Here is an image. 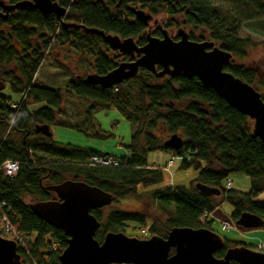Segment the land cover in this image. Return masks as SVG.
<instances>
[{
	"label": "trees",
	"instance_id": "obj_1",
	"mask_svg": "<svg viewBox=\"0 0 264 264\" xmlns=\"http://www.w3.org/2000/svg\"><path fill=\"white\" fill-rule=\"evenodd\" d=\"M52 1L66 9L63 21L51 14L44 15L35 8L18 10L7 22L0 21V64L15 62L18 72L7 75V84L14 93H25L23 103L11 104L10 99L0 92V164L6 160L20 163L15 176L0 174V203L4 204V211L15 230L26 239L29 256L21 255L22 262L60 264L58 256L66 247L62 231L44 223L29 209L31 203L53 199L54 195L45 190L46 186L61 183L67 180L65 176L71 175L70 180L85 182L111 194L112 203L137 196L138 187L153 186L163 178L164 167L146 163L149 152H173L179 160L178 170L193 169L198 173L193 185L189 190L170 187L149 192L160 215L167 217L162 225L163 233L158 228V215L122 211L104 215L101 210L91 211L100 222L95 234L99 243L107 232L126 234V229L130 228L128 222L137 224L140 230H145L146 222H149L148 235L163 238L173 227L211 230L210 213L224 201L232 204V219L242 213H250L264 222V200H252V196L264 192V144L252 135L251 119L229 106L196 78H157L140 69L134 78L109 89L88 85L85 82L87 75L67 83V92L91 101L88 115L91 120L96 110L115 108L131 124L132 134L126 145V156L112 158L123 162L122 166L91 165L93 157L109 156L91 150H85V156H82L81 150L72 146H47L60 158L46 161L44 157H36L34 160L29 141L31 136L42 137L34 132L35 125L46 124L49 128L54 125L56 110L63 102L64 92L60 88H42L33 84V75L44 57L49 60L56 50L58 53L73 50L81 56L82 53H90L94 73H108L120 63L119 53L109 49L100 36L85 34L83 27L98 29L121 39L138 38V45H143L147 25L136 19L133 10L145 11L166 27L185 30L192 41L212 42L217 48L230 52L232 59L224 70L259 92L258 87L264 82V60L238 64L236 59L246 58L249 54V41L224 29V20L228 21L230 16L224 15L222 1L245 0ZM255 6L263 10L264 2L255 1ZM63 24L67 26L63 27ZM153 36L161 37V34ZM260 95L262 97L264 93ZM28 99L31 102L44 101L48 107L29 112L25 102ZM88 127H91L88 120L75 126L81 132ZM165 134L169 135L168 139L172 135L180 138V148L171 150L163 147ZM87 136L107 137L98 126L93 134L87 133ZM70 157L80 162L68 159ZM233 174L249 179L250 193L225 189V183ZM196 183L217 188L220 195L203 196L195 189ZM261 229L264 230V226ZM136 238L143 239L142 236Z\"/></svg>",
	"mask_w": 264,
	"mask_h": 264
},
{
	"label": "water",
	"instance_id": "obj_2",
	"mask_svg": "<svg viewBox=\"0 0 264 264\" xmlns=\"http://www.w3.org/2000/svg\"><path fill=\"white\" fill-rule=\"evenodd\" d=\"M26 8L54 15L60 21L66 14V9L52 0L18 1L7 6L6 13ZM133 12L141 22L147 24L152 20V16L142 10ZM83 31L100 36L109 49L130 58L106 74H88L85 78L88 85L109 89L134 78L140 69L157 78H196L229 106L251 119L252 135L264 144V101L252 86L224 70L232 59L230 52L217 48L212 42L192 41L181 28L177 30V40L171 39L166 31L161 37L148 32L143 45H138L133 38L121 39L94 28L83 27ZM3 89L4 83L0 81V91ZM34 131L45 137L51 135L46 124L35 125ZM181 143L180 138L172 135L163 142V147L177 150ZM195 189L206 197L220 195L219 189L201 183H196ZM45 190L55 199L31 203L29 209L66 237V247L58 256L60 264H230L231 260L238 264H264V253L245 247L227 249L222 259L216 258L215 253L224 247V239L206 228L173 227L164 238L152 235L147 239L129 237L122 232H107L99 243L95 234L100 222L91 211L110 206L111 194L70 179L48 185ZM234 223L243 230L264 226L258 216L250 213H242ZM171 249L174 250L172 254ZM0 264H24L16 243L3 236H0Z\"/></svg>",
	"mask_w": 264,
	"mask_h": 264
},
{
	"label": "rangeland",
	"instance_id": "obj_3",
	"mask_svg": "<svg viewBox=\"0 0 264 264\" xmlns=\"http://www.w3.org/2000/svg\"><path fill=\"white\" fill-rule=\"evenodd\" d=\"M255 1L257 2L258 0ZM255 1H222L221 3L224 15L230 16L228 21L224 20V29H228L231 34H234L240 39L248 40L250 44L248 56L243 59H236V62H239L238 64L247 65L254 61L257 63L260 60H264V9H257ZM261 1L264 2V0ZM146 25L145 34L149 32L151 35H160L163 31H166L171 39L177 40L178 28L166 27L165 24H160L154 16ZM134 41L140 44L138 38H134ZM101 43V41L98 42L100 45ZM115 54L118 56L117 52H115ZM91 57L92 55H90V53H82L81 56L73 50L59 53L56 50L51 53V56L48 58L49 60L44 57L42 64H40L39 68L34 73L33 84H35V86L51 89L60 88L64 92L63 102L59 110H56V119L54 125L50 128L51 137H29L30 151L32 152L34 160L36 157H44L46 161L60 158V156L57 157L56 154L50 152L49 148H47V146L50 145L64 148H71V146L76 149L79 148L83 154L82 156H85V150L101 152L115 159L126 156V145H128L132 134V126L122 117L120 112L115 108L96 110L91 120L88 116L90 113L89 106L92 104L91 101L78 98L66 91L67 83L70 80L80 77L84 78L86 75L95 72L92 68L93 60ZM118 58L120 62L127 60L120 56H118ZM262 67H264V64ZM16 72L18 71L15 62L0 64L1 81L8 82L7 75L10 76L11 73L14 74ZM258 89L259 93H264V82ZM1 92L10 99L11 104H20L25 98V93H14L8 84ZM262 99L264 101V96H262ZM25 102L26 109L29 112L48 107L47 103L44 101L31 102V100L28 99L25 100ZM85 120H88L91 127L87 129L80 128L83 129L82 132L77 130L75 128L76 124L80 122L84 124ZM97 126L103 131V134L107 136L106 139L87 136V133L93 134ZM12 136L15 135L13 134ZM168 137L169 135L165 134L162 140H167ZM19 139L20 137L18 136V140ZM68 159L80 162L79 159H72L71 157ZM187 159H190V157H187ZM171 162L173 164H169ZM146 163L148 165L164 167L162 181L147 188L138 187L137 196H129L118 202L112 203L110 206L102 209L101 212L104 215L113 211L142 214L151 213L158 215V228L161 229L163 233L165 229L162 225L166 222L167 217L160 215V212L155 208V199L149 192L157 190L162 191L170 187H179L189 190L198 173L193 169L178 170L179 160L171 151L149 152L146 155ZM65 178L70 179L71 175H67ZM228 181L231 182V190L243 194L250 193V182L246 176L233 174L228 178ZM252 200H264V192L257 196H252ZM232 212L233 207L229 201H224L220 206L215 207L210 213V220L212 222L211 230L219 234L223 239L225 238L227 240L243 243L255 249L260 245H264V230L261 228L248 231L241 230V228L235 225L234 219L231 217ZM222 221L228 222L230 228L223 230L221 226ZM146 223V229H149L151 225L149 222ZM128 224L130 228L126 229L125 235L129 237L142 236L143 238L148 235L146 229L140 230V226L137 224L129 222ZM145 232L146 235L144 234ZM150 236L151 235H148L147 238ZM46 240H48V238H46ZM53 248H55V245Z\"/></svg>",
	"mask_w": 264,
	"mask_h": 264
},
{
	"label": "built area",
	"instance_id": "obj_4",
	"mask_svg": "<svg viewBox=\"0 0 264 264\" xmlns=\"http://www.w3.org/2000/svg\"><path fill=\"white\" fill-rule=\"evenodd\" d=\"M91 165H99L105 167H117L124 165L123 162L118 160H113L109 157H93L90 161ZM169 164H173L172 162ZM20 167V163L17 161L6 160L0 164V174L7 177H13L17 174ZM225 189L228 190L231 188V182L227 181L224 185ZM222 229L230 228V225L226 221L221 222ZM146 235V232L144 233ZM0 236L6 237L10 240H13L17 249L20 250V255L27 258L29 256V252L26 248V239L18 233L13 225L11 224L9 218L7 217L6 212L4 211V204L0 203ZM147 236V235H146ZM145 236V237H146ZM263 245L258 246L257 250H262ZM23 257V258H24Z\"/></svg>",
	"mask_w": 264,
	"mask_h": 264
},
{
	"label": "flooded vegetation",
	"instance_id": "obj_5",
	"mask_svg": "<svg viewBox=\"0 0 264 264\" xmlns=\"http://www.w3.org/2000/svg\"><path fill=\"white\" fill-rule=\"evenodd\" d=\"M16 2H13V3H10L8 0H0V21L2 22H7L9 20L10 17L14 16L18 10H21V9H17V10H14V11H10L8 13H6V7L9 6V5H13L15 4ZM4 31L7 30V27L4 26L3 28ZM125 58V57H123ZM127 60L126 61H130V58L127 57L126 58ZM119 64V63H118ZM1 81V80H0ZM3 82V81H2ZM5 83L4 84V89H5V86L7 85L8 82H3ZM9 85V84H8ZM3 89V90H4ZM1 92V91H0ZM35 132V131H34ZM37 134V133H36ZM41 135V134H40ZM43 136V135H42ZM51 136V135H50ZM44 137V136H43ZM50 138V137H48ZM53 199H55V196H53ZM106 207L102 208V209H105ZM102 209H99V210H102ZM98 210V209H97ZM238 218V217H237ZM234 219V222L236 221V219ZM242 230V229H241ZM166 237V236H165ZM238 247H245V248H248L249 250H252L254 252H262L264 253V249H262V251H257L255 248H252L251 246L249 245H245L243 243H238L236 241H232V240H227L224 238V247L220 250H218L216 253H215V257L218 258V259H222L227 251V249H231V248H238ZM172 250V249H171ZM174 252V251H173ZM171 253V252H170ZM230 264H238L236 261L234 260H231L230 261Z\"/></svg>",
	"mask_w": 264,
	"mask_h": 264
},
{
	"label": "crops",
	"instance_id": "obj_6",
	"mask_svg": "<svg viewBox=\"0 0 264 264\" xmlns=\"http://www.w3.org/2000/svg\"><path fill=\"white\" fill-rule=\"evenodd\" d=\"M50 132H51V130H50Z\"/></svg>",
	"mask_w": 264,
	"mask_h": 264
}]
</instances>
